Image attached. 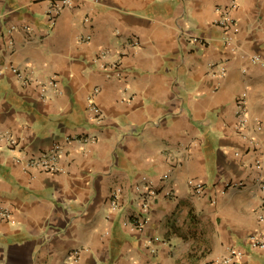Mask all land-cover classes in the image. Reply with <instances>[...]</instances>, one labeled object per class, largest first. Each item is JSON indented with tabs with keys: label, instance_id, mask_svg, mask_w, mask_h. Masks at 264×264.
Segmentation results:
<instances>
[{
	"label": "crops",
	"instance_id": "crops-1",
	"mask_svg": "<svg viewBox=\"0 0 264 264\" xmlns=\"http://www.w3.org/2000/svg\"><path fill=\"white\" fill-rule=\"evenodd\" d=\"M49 7L0 0V264H66L74 249L79 264H214L230 245L250 251L236 264H264L246 241L264 216V0ZM57 142L59 171L28 165ZM144 180L159 196L144 228L126 225Z\"/></svg>",
	"mask_w": 264,
	"mask_h": 264
},
{
	"label": "built area",
	"instance_id": "built-area-1",
	"mask_svg": "<svg viewBox=\"0 0 264 264\" xmlns=\"http://www.w3.org/2000/svg\"><path fill=\"white\" fill-rule=\"evenodd\" d=\"M74 0H50V7L48 10V14L51 18L57 16L60 14L65 8L70 7L73 5ZM239 6V0H231V7L237 8ZM235 22V18L230 15L229 13L223 14L218 20L217 23L222 26H230ZM91 37L88 36L86 40H90ZM197 39V38H196ZM137 42H132V45L136 46ZM252 61L255 64H260L264 67V57L261 55H254L252 57ZM113 67L117 68V65H113ZM15 71L20 72L19 68H15ZM222 73H225V70L223 68ZM49 86L58 87V83L55 79H50L49 81L42 84V95L43 97L47 95ZM99 91V88L95 89V93ZM94 94L90 97V103L89 108L95 113V119L99 123L103 121L104 118V111L98 104L96 103L94 99ZM246 93L243 95L245 96ZM242 100V99H241ZM245 98L242 100L240 106L242 110V120L241 124L246 125L248 121V115H246L247 110L245 108L244 104ZM246 112V113H245ZM10 143H16V140L14 137H10ZM85 141L91 140L92 137L90 135L82 138ZM63 150V146L60 143H55L52 148L49 150H46L42 152L41 154L37 156H32L28 158L27 163L30 166L39 168L44 171H50V172H57L61 168L59 166V158L60 153ZM230 186V184H227ZM189 186L196 194H204L207 191V187L203 181L200 180H190ZM264 188V185H263ZM134 190L136 193V201L138 205L141 208L142 213L135 217V219H129L125 221V224H133L139 228H144L148 221L149 217L148 214L150 212L151 203L152 201L159 196L158 189L156 186L148 180H144L140 183L135 184ZM121 191L120 190H114L112 193V208L117 209L119 206V196ZM1 216L3 217H10L11 214L7 210H2L0 212ZM262 222V226L248 234L247 236V243L250 246L251 250H258V249H264V216L261 215L260 218ZM250 251L237 245H230L225 253L219 257L217 260H215L214 264H236L237 262H240L243 260L247 255H249ZM81 258V249H74L72 250L68 257L66 264H79Z\"/></svg>",
	"mask_w": 264,
	"mask_h": 264
}]
</instances>
